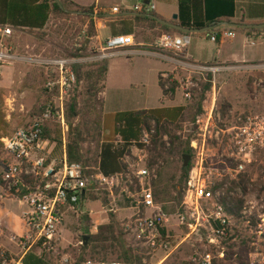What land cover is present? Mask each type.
Masks as SVG:
<instances>
[{"label":"built area","instance_id":"1","mask_svg":"<svg viewBox=\"0 0 264 264\" xmlns=\"http://www.w3.org/2000/svg\"><path fill=\"white\" fill-rule=\"evenodd\" d=\"M138 0L134 11L151 14L155 6L149 0ZM113 12L120 10L114 8ZM99 14V8L94 9ZM3 37H12L13 29L6 27L2 30ZM192 34L162 35L150 48L152 54L162 60L172 62L177 67L172 71H163L159 80L169 99L180 95L182 101L190 103L200 90L201 83L208 77L216 83V75L223 70L214 65H198L184 63V53L190 45ZM212 42H217V36L206 34ZM236 34L227 31L222 37L233 39ZM85 43V37L79 38ZM82 44L78 47H82ZM101 52L123 50L131 46L127 37L108 39ZM85 46V45H84ZM113 54V53H112ZM111 54V55H112ZM107 57L103 55V58ZM19 61V57L9 51L0 53V64ZM32 62L47 68L48 92L58 91L59 101H47L42 107L39 118L28 125L18 128L14 133L2 139L7 163H3L0 178L5 190L18 192L20 201L26 206L21 219L26 232L22 236L12 238L20 249L22 257L36 251L41 257H46L52 264L61 255L62 234L71 217H81L94 183L88 172L92 168L78 162H71L68 157L67 140L63 139L61 150L62 159L53 158L57 148L56 143L44 139L46 124L60 122L63 134L68 133L65 121L63 96L72 88L77 78L72 65L79 60L32 58ZM181 65L182 68L178 66ZM264 84L261 78L255 84ZM175 87V92L171 91ZM231 119V120H230ZM231 121V122H230ZM156 123L145 128L142 132L140 146H133L131 153L124 158L125 172L112 178H105L96 173L97 180L112 187H122L124 198L129 201L135 211L134 220L128 227V233L134 241L151 251L168 250L170 236L167 228L171 217L167 215L155 200L152 183L157 180L155 170L145 163L148 149L156 134ZM193 163L185 182L182 203L176 215L179 226L188 230V236H200L198 245L194 246L191 264H214L213 248L221 246L227 239L234 224L235 217L228 214L226 200L232 199L235 193L230 187L247 172L256 155L264 150V114H230L222 119L213 99L207 121L198 138L190 144ZM50 161V162H49ZM98 171V169H92ZM240 189L236 190V193ZM262 209L252 201L242 208L240 220L244 221L246 233L251 244L264 253V199ZM261 211V213L259 212ZM204 234V237L201 234ZM224 257V252L219 255ZM0 264H23L17 261L7 251L0 248ZM60 264H124L119 261L77 262L72 257L65 256ZM254 264H264V259Z\"/></svg>","mask_w":264,"mask_h":264},{"label":"rangeland","instance_id":"2","mask_svg":"<svg viewBox=\"0 0 264 264\" xmlns=\"http://www.w3.org/2000/svg\"><path fill=\"white\" fill-rule=\"evenodd\" d=\"M72 19V16L68 18H59V16H55V18L52 19L54 26L58 25L59 20H64L68 26L64 29L66 52L63 54L48 52V45L46 43L36 42L27 36L22 37V40L18 42L13 41L11 37L2 36V40L0 41V53L9 51L11 54L19 57V61L0 64V99L3 101L2 103L0 102V110L5 116V121L9 124L8 135L5 137L12 135L18 128L25 127L34 119L39 118L42 113V107L47 101H59L60 93L58 91H54L53 93L47 91V98L43 103L37 105L38 96L36 91L24 89L27 80L31 82L35 80L38 69H41L46 75L47 82V68L44 65L32 62V58L41 57L44 59L79 60V62L72 65L77 82L72 88L67 90V93L63 96L65 121L68 127V133L65 135L63 134V128L60 122H49L46 124L45 128L44 139L56 143L57 148L53 154V158L58 160H61L63 156L61 150L63 139L67 140L68 151L71 137L76 134L73 129L82 126L83 119L81 116H75V118L69 122V106L71 102L76 101L78 107H81L83 104V95L85 93V84L83 81L79 80L77 76L76 67L78 65L93 67L102 62L108 65L109 71L105 90V112L103 113L104 141L110 139L111 114L113 112L159 107L162 103V91L159 87L158 74L159 70L165 68L164 62L152 58L147 52L136 55L121 54L118 50L102 53L101 47H94L89 52H87V50L84 51L87 48H85L84 44H82V41L79 39L82 37L79 35L82 31V27ZM156 34V39L158 40L164 34L174 36L177 33L173 30L163 32L159 28ZM80 44H82V47H78ZM50 49H54V47L50 46L49 50ZM112 53H114V55ZM70 54L71 57H68ZM103 55L107 57L103 58ZM258 71H261L260 75ZM258 71L251 74L236 71L225 72L217 76L215 84L213 83V78L208 77L201 83L200 90L197 91L196 95L202 91L204 85L211 83L213 87V99H217V106L222 119H226L230 114L263 115L264 84L260 87H256L255 84L259 79H264V68ZM99 98L104 99V93L100 94ZM176 98L181 99L180 95ZM181 100H177L176 103L166 101V104L170 107L174 105L191 106L189 103ZM184 123L181 132L183 136L200 134L189 120H186ZM204 125L205 124L201 125V127L203 128ZM197 138L198 136H196V139ZM164 141H169L167 136L164 137ZM0 143H2V140ZM167 147L169 149L170 145L167 144ZM80 148L85 160H91L90 164L85 166L98 169L94 161L97 143L91 140L86 141L80 145ZM149 161V152H147L145 163L150 170L156 171L158 177L157 180L152 183V189L154 190V185L157 183H162L163 186L168 185L170 188V196L167 200L163 203L156 202L162 210L171 217V223L167 228V234L170 236L169 242L171 248L165 251H151L138 245L127 230L134 220L135 211L132 209L129 201L124 198L122 188L125 186V183H122V187L120 188L116 186L112 187L110 184H104L96 178V173L98 171L91 169L89 177L93 179L92 182L94 183L91 190L92 195H89L88 201L85 207H83V215L79 218L74 216L68 219L62 234L61 255L56 258V264H60L61 259L65 256L72 257L79 263L85 261H119L125 264L119 253L109 251L107 253L102 252L100 255H91L90 252H83V237L89 236V234H96L99 226L109 224H114L124 233L123 240L127 248L139 253H147L143 260V264L191 263L194 246L198 245L200 236H191V238L185 240L188 236V230L179 226L176 217L183 199V194L180 189L184 188L185 185V183L183 185L181 184L184 161L180 159L177 154L167 158L166 161H159L153 167L150 166ZM4 162L7 163L8 160L6 159L3 148V153L0 152V165ZM189 163H193L192 158ZM240 178L242 180L245 179L244 185L234 188H232L231 185L230 192L235 193V196L225 201L228 214L230 216L233 214L235 217L234 224L229 232V236L222 242L221 246L212 249L217 264H254L256 261L262 258L264 259L262 250L256 249L250 245L251 239L249 240L246 233V226L244 225V221L240 220L242 208L248 201L256 203L259 209H262L261 205L263 203L261 200L264 199V150L256 155L253 164L248 167L247 172ZM240 178L234 182H238L241 180ZM173 186L177 187V193L172 190ZM237 189H240V191L236 193ZM6 204L10 206V203ZM13 205L14 207H6L10 208L14 215H20L21 212L26 209V206L22 203H13ZM237 207L239 208L237 209ZM259 212L261 213V211ZM87 218L93 225L90 228ZM201 236L204 237V234L202 233ZM84 246L87 247L85 244ZM222 252H224L223 258L219 256Z\"/></svg>","mask_w":264,"mask_h":264},{"label":"trees","instance_id":"3","mask_svg":"<svg viewBox=\"0 0 264 264\" xmlns=\"http://www.w3.org/2000/svg\"><path fill=\"white\" fill-rule=\"evenodd\" d=\"M20 2L22 5L20 4L19 6H14V4L4 5V7H8L7 12L5 11L6 21L10 22V28H14L15 30L27 29L30 35H33L35 30L45 28L49 22L50 14L53 15V18L55 16L68 18L74 13H81V16L84 14L89 19L92 17L91 9L78 7L68 0H59L60 3L54 0H20ZM149 15L155 16L152 14ZM235 15V0H179V20L175 23L184 29L192 30L212 27V30L204 35L214 34L220 40L223 33L218 30L219 24L223 21L230 22L235 18ZM150 20L152 21L150 23L154 27L160 28L163 32L172 30L159 24L155 19ZM88 27L89 37L94 36L96 34V28L93 20L89 22ZM242 31L250 34L264 31V29H243ZM175 32L178 35H185L178 31ZM1 40L2 36L0 35ZM68 57H71V54ZM76 70L79 80L85 84V93L81 107H78L76 101L71 102L69 106V122L75 116H81L83 121L82 126L77 129H73L71 125L76 134L71 137L68 146L69 160L83 165L90 164L91 160H85L84 155L81 153L80 145L86 141H94L97 143L96 156L94 157L95 164L98 167L97 173L105 178H112L117 174L125 172L126 165L123 161L125 156L130 153L131 148L135 145L143 148V145L140 144L142 132L145 128L150 127L152 122H155L156 135L152 140V147L148 149L150 166L153 167L159 161H166L167 158L177 154L184 161L181 179V184L183 185L192 167V163H189L188 167H185L186 158L188 156L193 157L190 144L196 139V136H199V134L183 136L181 134L183 124H185L184 122L186 120H189L195 129L201 133V125L205 124L213 101L212 84L207 83L203 86L202 91L189 103L191 106H162L144 111L115 113L111 119L110 139L104 141L103 113L105 112V100L100 99L99 95L104 93L106 89L109 71L108 65L105 62L98 63L93 67L78 65ZM45 82L46 75L41 69H38L35 80H32V82L27 80L24 85L25 90L36 91L38 96L37 105L43 103L47 98L48 90L44 87ZM159 85L163 92V97L167 98L168 93L164 91L160 80ZM171 91L175 92L174 86L171 88ZM0 102H3L2 99H0ZM8 129L9 124L5 121V116L0 110V141L8 135ZM166 136L169 139L168 142L164 141V137ZM167 144L170 145L169 149ZM3 148L2 143H0L1 153H3ZM1 167L0 165V171ZM88 175H90V172ZM244 183L245 179H241L238 182H234L232 188L243 186ZM0 185H3L1 178ZM172 190L176 193L178 192L176 186H173ZM91 192L88 191L87 193L90 195ZM153 192L156 201L161 203L165 202L170 196L169 186H163L162 183L155 184ZM23 193L25 191L20 190L18 192H12V195L20 198V195ZM87 222L89 228L93 226L88 218ZM123 236L124 233L114 224L99 226L96 234H89L87 247L84 246L85 242L83 240V252H90L91 255H100L102 252L107 253L111 251L113 253H119L125 264H143L147 253H139L127 248ZM22 263L52 264L46 257L37 255L35 250L29 252L22 259ZM214 264H217V262Z\"/></svg>","mask_w":264,"mask_h":264},{"label":"crops","instance_id":"4","mask_svg":"<svg viewBox=\"0 0 264 264\" xmlns=\"http://www.w3.org/2000/svg\"><path fill=\"white\" fill-rule=\"evenodd\" d=\"M68 1L78 7L92 10L91 19L87 18L88 16H85L84 14L81 16V13L72 14V20L82 27V31L79 35L85 37V48H87V52H89L94 47L103 48V45L108 39L123 36L130 40L131 46L123 50H118V52L128 55H136L147 52L152 58L164 62L166 69L163 68L162 70H159L158 76L163 71H172L177 67L176 64L157 58L151 53V51H149L151 46L157 41L156 32H158L159 28L154 27L153 24L150 23L152 22L150 19L153 18L149 14L134 11V6L137 5L138 0ZM151 2L155 6V11L151 14L165 21L173 22V16L179 14V0H151ZM235 2V18L230 22L223 21L218 26V30L222 33L233 31L236 34L235 38L229 39L221 37V39L217 40V42H212L204 34H192L190 45L186 48L184 53V63L191 62L198 65H214L222 67L223 70H221L216 75V78L219 74L225 72L236 71L251 74L261 68L263 70L264 31L249 34L245 31H242L243 29L230 27L229 25L264 24V0H235ZM7 4L19 6L21 2L20 0H0L1 36L2 30L4 28L11 27L10 22L6 21L7 19L5 11L8 9V7H4V5ZM95 8H99V14L97 15L94 13ZM114 8H118L120 12H113ZM52 19L53 15L50 14L49 22L45 28L42 30H35L33 35H30L27 32V29L15 30L12 28L13 36L11 39L15 42H18L22 40V37L27 36L36 42H43V44L46 43L48 45V52L53 54H63L66 52V38L64 29H66L68 26L64 20H59L58 25L54 26ZM91 20H93L95 23L96 34L89 37L88 24ZM176 35L178 34H175L174 36ZM50 46L54 47V49L49 50ZM178 66L182 68L180 64H178ZM258 72L260 75L261 71ZM105 95L106 93L104 92V100ZM177 100L179 101L181 99L164 98L162 92V103L159 107L144 108L133 111L156 109L162 106L170 107L167 106L166 101L176 103ZM121 112L131 111L120 110L113 112L111 116H113L115 113ZM12 202L22 203L19 198L13 196L12 193L5 190L3 185H0V248L7 251L17 261H22L24 257H22L20 249L16 243L12 241V238L25 234L26 228L21 219L23 211L20 215H14L11 209L8 208L14 207ZM6 203H10V206ZM37 255L39 254L37 253Z\"/></svg>","mask_w":264,"mask_h":264},{"label":"water","instance_id":"5","mask_svg":"<svg viewBox=\"0 0 264 264\" xmlns=\"http://www.w3.org/2000/svg\"><path fill=\"white\" fill-rule=\"evenodd\" d=\"M54 1H56L57 3H60L59 0H54ZM145 3L149 4V0H147ZM151 17L153 19H155L159 24H161V25H163L169 29H172V30L184 33V34H205V33H208L212 30V27H207V28L201 29V30L184 29L179 24L175 23V22H178V20H179L178 15L173 16V22L165 21V20H163L157 16H151ZM229 26L234 27V28H239V29H257V30H263L264 29V24H260V25L230 24ZM190 160H191V157L188 156L186 158L185 167H188ZM180 191L182 194H184L185 189L182 188V189H180ZM83 240L85 242V245H87V242L89 241V236H84Z\"/></svg>","mask_w":264,"mask_h":264}]
</instances>
